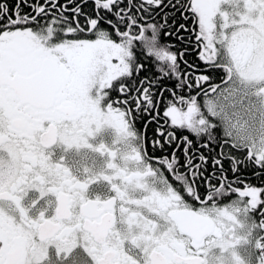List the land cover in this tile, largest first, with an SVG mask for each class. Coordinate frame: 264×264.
I'll use <instances>...</instances> for the list:
<instances>
[{"label": "snow or ice", "instance_id": "1", "mask_svg": "<svg viewBox=\"0 0 264 264\" xmlns=\"http://www.w3.org/2000/svg\"><path fill=\"white\" fill-rule=\"evenodd\" d=\"M88 2L0 0V264H264V0Z\"/></svg>", "mask_w": 264, "mask_h": 264}, {"label": "flooded vegetation", "instance_id": "2", "mask_svg": "<svg viewBox=\"0 0 264 264\" xmlns=\"http://www.w3.org/2000/svg\"><path fill=\"white\" fill-rule=\"evenodd\" d=\"M91 8H92V3H91V0H89L86 10L91 11ZM149 135H151L150 131H149Z\"/></svg>", "mask_w": 264, "mask_h": 264}, {"label": "trees", "instance_id": "3", "mask_svg": "<svg viewBox=\"0 0 264 264\" xmlns=\"http://www.w3.org/2000/svg\"><path fill=\"white\" fill-rule=\"evenodd\" d=\"M148 34L150 35V33H148ZM187 59H188L189 61H192V60L195 59V57H194V56H188Z\"/></svg>", "mask_w": 264, "mask_h": 264}]
</instances>
